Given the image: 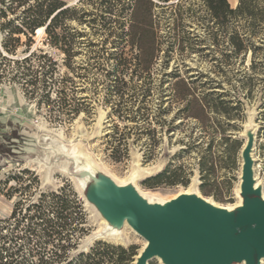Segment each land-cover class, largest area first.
Instances as JSON below:
<instances>
[{
    "label": "rangeland",
    "instance_id": "1",
    "mask_svg": "<svg viewBox=\"0 0 264 264\" xmlns=\"http://www.w3.org/2000/svg\"><path fill=\"white\" fill-rule=\"evenodd\" d=\"M35 1L0 0V145L7 150L0 155V235L13 232L19 222L21 236L26 209H43L51 217L48 210L58 208L54 196L62 194L66 209H75L78 197L85 214L84 230L69 256L97 241L134 246L137 255L145 241L128 225L119 242L102 237L104 223L86 205L84 184L68 170L93 171L117 186H138L152 204L193 192L217 206L234 207L243 132L250 125L257 127L253 176L264 192V135L258 119L263 74L249 71L257 78L249 86L252 96L245 97L248 85L241 84L239 71L248 70L249 56L241 63L229 41L238 19L221 29L204 0H153L152 26L138 38V1L122 0V29L113 24L103 30L98 21L67 22L75 53L69 59L62 50L68 45L54 44L44 30L5 36V29L21 26L24 11ZM61 1L73 6L79 0ZM227 2L235 8L238 0ZM29 67L36 72L33 77H41L34 85L28 82ZM187 83L197 96L187 94ZM195 98L207 101L198 117L192 116ZM220 100L226 113L216 110ZM200 164L209 172L207 195L199 188ZM161 172L157 181L146 182ZM13 209L18 211L14 217ZM36 238L29 244L21 236L9 247L16 245L21 258L29 259ZM149 263L163 264L159 258Z\"/></svg>",
    "mask_w": 264,
    "mask_h": 264
},
{
    "label": "trees",
    "instance_id": "2",
    "mask_svg": "<svg viewBox=\"0 0 264 264\" xmlns=\"http://www.w3.org/2000/svg\"><path fill=\"white\" fill-rule=\"evenodd\" d=\"M136 1H138L136 10L140 18L137 21L139 24L138 29L141 31V34L137 36L138 38H145V33L152 26L151 15L155 4L153 0ZM204 2L221 29H224L231 18L239 20V25L233 35L229 37V41L233 48V54L242 60L241 63H244L246 57L249 56L248 70H241L239 73L241 84L248 85L244 96L250 97L252 96L250 83L257 77L249 71L262 70L263 75L259 80L264 82V0H238L235 8H231L227 0H204ZM24 12L25 16L22 19L21 26L14 28L12 31L5 29V36L26 34V32L33 34L35 30L43 27L44 32L52 38L54 44L62 42L64 46L68 45V48L62 50L69 59L75 53L72 51L73 37L66 33L68 21L93 25L98 21L100 22L98 24L100 29L110 30L114 27L113 24H118L119 28L122 29V21L120 20L122 19V0H79L73 6H67L61 0H37ZM3 26L0 23V28ZM253 39L259 40L260 43L256 44ZM121 62V59H118L117 64H121ZM27 71H30L28 72V75L31 76L28 81L30 84L34 85L37 81H41V77L38 79L33 77L36 72L31 70L30 67ZM183 85L188 95H198L189 83ZM46 86V88L51 89L50 83ZM209 95H212V93H208L206 97ZM194 101H196L197 107L192 109V116L203 115L207 109L205 103L207 101L203 102L196 98ZM236 102L238 107H241L242 102L240 100ZM225 103V101H219L218 104L222 107H217V112H227V108L224 106ZM260 108L262 110L258 114V119L263 124L261 129L264 135V85L262 86ZM5 149L0 145V155L7 152ZM199 172L200 191L207 195L209 191L205 187L209 176L208 169L200 164ZM164 173H158L146 182H155ZM54 198L58 208L48 210L52 214L51 217L46 216L45 212L42 211L43 209H26L29 213H26L24 218L27 219L28 223L22 226L21 236H24L29 244L33 242L32 237H37L34 243L35 246L27 251L29 259L21 258L20 248L16 245L13 248L9 247L13 241L21 238L17 231L20 227L18 222L14 226L13 232L8 235H0V264H133L136 255L134 246L123 247L104 241H97L87 251H79L69 256L70 250L76 249L77 239L84 230L82 224L84 223L85 214L78 197H75V209H66L67 200L62 194L56 195ZM39 203L41 202L35 204L40 205ZM17 213V209H13L11 216L14 217ZM73 222L76 223L75 226L69 229L68 227Z\"/></svg>",
    "mask_w": 264,
    "mask_h": 264
},
{
    "label": "water",
    "instance_id": "3",
    "mask_svg": "<svg viewBox=\"0 0 264 264\" xmlns=\"http://www.w3.org/2000/svg\"><path fill=\"white\" fill-rule=\"evenodd\" d=\"M250 131V135L248 132ZM241 150L239 196L233 211L196 193H182L162 204L149 203L132 186H117L110 178L99 180L91 171L68 175L88 177L108 193L84 184V197L102 212L121 215L147 245L133 264H260L264 258V198L254 188L252 150L256 130L250 125Z\"/></svg>",
    "mask_w": 264,
    "mask_h": 264
},
{
    "label": "bare ground",
    "instance_id": "4",
    "mask_svg": "<svg viewBox=\"0 0 264 264\" xmlns=\"http://www.w3.org/2000/svg\"><path fill=\"white\" fill-rule=\"evenodd\" d=\"M236 1V0H235ZM43 30V27H40V28H38L37 29V32H40V31H42ZM246 125H248V123L246 124ZM246 128H245V130H244V132H243V134L245 135V133H247L246 132V129H247V126H245ZM256 125H254V129L256 130ZM248 134L250 135L251 133H250V131L248 132ZM248 137V136H247ZM246 137V140H245V142H244V144H243V146H242V149L244 148V146L246 145V143H247V140H248V138ZM241 149V150H242ZM140 170V169H139ZM141 171H142V169H141ZM144 171V170H143ZM93 174H96V172H93V171H91ZM254 177V176H253ZM100 179H101V181H103V180H108L107 178H105L104 176H100ZM78 180V179H77ZM123 181V180H122ZM124 182V181H123ZM123 182H120V183H123ZM89 183H91V185H92V187H94V188H96L98 191H101V192H104V193H106L107 192V190L105 189V188H103V187H101V186H98V185H96L94 182H92L88 177L87 178H79V184H89ZM134 183V182H133ZM79 184H77V186H78V188L79 189H81L80 187H79ZM121 185H123V186H132V188L137 192V193H139L138 192V186H134V185H131V184H126L125 185V183H123V184H121ZM135 185H136V183H135ZM118 186H120V185H118ZM239 187H240V184H239V186H238V190H237V194H238V197H239V200H238V203L234 206V207H224L223 206V208L224 209H226V210H228V211H233L234 209H236V208H238L240 205H241V202H242V199H241V197L239 196ZM254 188H258V181H257V179L256 178H254ZM140 191V190H139ZM194 191H196V190H194ZM141 192V191H140ZM188 193V192H187ZM190 193H193V192H190ZM142 194V193H141ZM144 195V194H143ZM146 196V195H145ZM261 196L264 198V192H262L261 191ZM150 199V198H149ZM174 199V198H173ZM147 200V199H146ZM152 200V199H151ZM159 200V199H158ZM208 200V199H207ZM86 201V200H85ZM169 201H171V200H166V201H164L163 203H161L162 205H165L166 203H168ZM149 203H150V201H149ZM154 203V202H153ZM158 203H159V201H158ZM86 205L87 206H90V207H92L93 209H94V211H96L97 213H98V215L100 216V218H101V223H104V225H105V227H104V229H102V233H103V236L102 237H106V238H108L110 241L112 240V241H121V238H122V232H121V229L125 226V225H128L127 224V222H126V220H125V218L124 217H122L121 215H117V214H115V215H113V214H110V213H105V212H102L100 209H98L93 203H91V202H88V201H86ZM217 205V204H216ZM127 228V227H126ZM129 229V228H128ZM125 231V230H124ZM127 234V233H126ZM95 236V235H94ZM89 238V237H88ZM101 238V237H100ZM90 239L91 238H89L88 239V241H90ZM96 239V238H95ZM145 241V240H144ZM93 242V241H92ZM87 243H89V242H87ZM86 245V244H85ZM146 245H147V242L145 241V243H144V247L139 251V253L138 254H140L143 250H144V248L146 247ZM244 264V263H243Z\"/></svg>",
    "mask_w": 264,
    "mask_h": 264
},
{
    "label": "built area",
    "instance_id": "5",
    "mask_svg": "<svg viewBox=\"0 0 264 264\" xmlns=\"http://www.w3.org/2000/svg\"><path fill=\"white\" fill-rule=\"evenodd\" d=\"M8 1H5V5H7ZM6 32V31H5Z\"/></svg>",
    "mask_w": 264,
    "mask_h": 264
}]
</instances>
